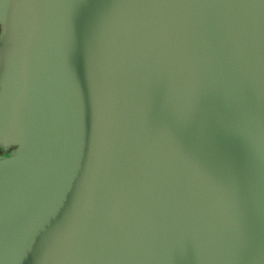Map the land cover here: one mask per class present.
Instances as JSON below:
<instances>
[{"label": "water", "instance_id": "1", "mask_svg": "<svg viewBox=\"0 0 264 264\" xmlns=\"http://www.w3.org/2000/svg\"><path fill=\"white\" fill-rule=\"evenodd\" d=\"M0 264H264V0H0Z\"/></svg>", "mask_w": 264, "mask_h": 264}, {"label": "flooded vegetation", "instance_id": "2", "mask_svg": "<svg viewBox=\"0 0 264 264\" xmlns=\"http://www.w3.org/2000/svg\"><path fill=\"white\" fill-rule=\"evenodd\" d=\"M5 151V147L0 145V153H3Z\"/></svg>", "mask_w": 264, "mask_h": 264}]
</instances>
